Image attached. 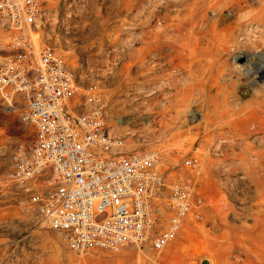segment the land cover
<instances>
[{
	"label": "built area",
	"instance_id": "2783aa9c",
	"mask_svg": "<svg viewBox=\"0 0 264 264\" xmlns=\"http://www.w3.org/2000/svg\"><path fill=\"white\" fill-rule=\"evenodd\" d=\"M42 0H0V112L33 129L10 158L17 205L61 235L68 251L161 253L198 222L195 161L160 172L156 151H133L111 133L98 98L69 107L76 79L63 56L36 51Z\"/></svg>",
	"mask_w": 264,
	"mask_h": 264
},
{
	"label": "bare ground",
	"instance_id": "6f19581e",
	"mask_svg": "<svg viewBox=\"0 0 264 264\" xmlns=\"http://www.w3.org/2000/svg\"><path fill=\"white\" fill-rule=\"evenodd\" d=\"M103 1L132 18L116 21L108 37L101 28L108 20L90 18L82 27L97 36L100 53L113 48L114 65L128 52L110 76L119 96L141 100L133 112L144 129L183 135L190 131L180 126L189 118L200 120L201 168L225 175L215 182L224 190L231 189L230 175L241 173L264 200V0ZM131 102L126 96L124 104ZM254 233L260 252L250 264H264V207L249 236Z\"/></svg>",
	"mask_w": 264,
	"mask_h": 264
},
{
	"label": "rangeland",
	"instance_id": "374dc122",
	"mask_svg": "<svg viewBox=\"0 0 264 264\" xmlns=\"http://www.w3.org/2000/svg\"><path fill=\"white\" fill-rule=\"evenodd\" d=\"M42 3V20L36 23L32 34L35 49L63 56L72 70L77 85L69 107L88 111L90 106L84 103L90 96L98 98L111 133L122 138L129 150L156 151L160 157L156 168L160 172L176 169L186 158L193 159L195 172L188 173H197L195 192L203 209L200 221H187L178 239L161 253L136 249L121 253L97 249L83 255L72 253L59 233L48 229L37 216L23 213L17 205L9 176L10 158L19 142L32 138L33 129L17 114L0 112V264H250L253 252H260L252 242L256 234L249 236L250 230L264 207L256 188L241 173H234L230 175L233 187L224 190L215 182L226 181L225 175L208 174L201 168L199 153L205 132L200 120L189 118L185 125H179L181 131H190L183 135L149 134L140 115L133 112L141 100L133 99L132 95L119 96L116 81L110 76L112 68L126 61L128 52L122 50L121 59L114 65L113 48L106 45L100 53L96 48L97 36H91L82 27L90 18L108 20L101 27L108 37L116 21L130 20L132 15L111 10V5L103 0H93L87 6L83 0H42ZM258 7L253 4L254 9ZM140 45L136 42L134 48ZM126 96L132 100L128 105L124 104ZM210 155L216 158L213 150ZM223 196L226 201H222Z\"/></svg>",
	"mask_w": 264,
	"mask_h": 264
}]
</instances>
